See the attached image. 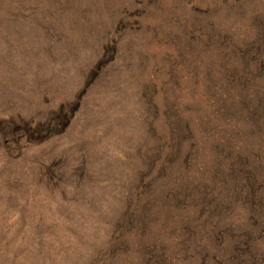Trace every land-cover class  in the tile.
Listing matches in <instances>:
<instances>
[{"label": "rangeland", "instance_id": "obj_1", "mask_svg": "<svg viewBox=\"0 0 264 264\" xmlns=\"http://www.w3.org/2000/svg\"><path fill=\"white\" fill-rule=\"evenodd\" d=\"M0 264H264V0H0Z\"/></svg>", "mask_w": 264, "mask_h": 264}]
</instances>
